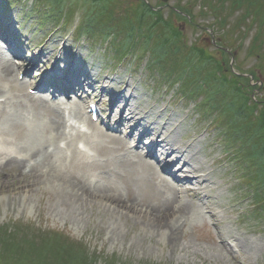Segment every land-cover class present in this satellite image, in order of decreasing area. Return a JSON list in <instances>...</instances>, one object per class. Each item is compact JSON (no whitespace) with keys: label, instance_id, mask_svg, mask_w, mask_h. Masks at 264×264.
I'll list each match as a JSON object with an SVG mask.
<instances>
[{"label":"rangeland","instance_id":"374dc122","mask_svg":"<svg viewBox=\"0 0 264 264\" xmlns=\"http://www.w3.org/2000/svg\"><path fill=\"white\" fill-rule=\"evenodd\" d=\"M108 1L112 4L109 15L114 13L116 19L119 17L123 19L128 12H136V7L144 8L141 2L161 10L162 15H160L164 22H171L173 26L181 29L182 36L179 38V43L183 48L182 51L189 52L188 47L192 45L205 50L221 67V76L227 75L228 78H233L229 81L235 93L252 98L254 101L260 99L258 108L254 111H262L264 55L260 56L258 49L253 45L257 25L253 24L252 16L243 23L239 20L245 13V6L228 14L223 9L209 8L205 0H136L132 5L126 0ZM65 2L63 7H66ZM53 3L56 4L54 1ZM178 6L189 10L194 15L193 19L185 20L183 18L185 13L181 10L177 12ZM77 7L80 10H76L72 22L59 28L61 23L44 14L45 9L37 0L11 2L0 0V25L4 30L10 29L9 37L17 39L18 51L25 57L21 60L24 66L18 68L16 76L26 69L25 64L28 62H34V67L40 68V71H36V68L31 69L29 75L24 72L21 74L25 76L29 86L31 80L34 82L40 80L48 67L54 65V68H59V58L66 60V63L63 62L59 68L63 74L69 70V66L65 64H72L75 69L77 66L82 67L80 70L86 77V82L92 83L91 88L86 83L83 84L84 94L87 97L91 96L93 100L92 96L102 90L103 84H110V88L103 91L105 94L103 101L101 99L100 103L96 99L101 110V121L95 122L92 119L91 121L108 134L116 133L118 136H124L123 132L130 127V123L125 121L119 129L108 128L107 123H114L124 114L127 117V111L129 112L132 106L120 111V107L124 104L121 102L114 105L110 99L117 90L131 89L129 92L135 97L132 96L131 102L137 106L139 125L136 132L129 135L132 139L129 137V142L124 141L132 148L131 150H134L133 147L136 145V150L141 151L145 162L152 160L151 165L159 171L161 179L171 183L175 187L173 192L190 205L194 212L179 222L183 224V231L179 235L178 246H174L165 238L163 228L148 224L143 218L135 219L127 215H124L126 218L122 217L120 212L109 206L112 205L110 202L109 205L106 204L108 207L97 203L78 208L56 197L51 184L19 195L13 191V182L16 180L13 174L4 172L0 173V240L7 237L5 233L8 230V233L11 231L12 237L28 239L29 242L39 245L38 250H42L44 249L42 243L47 238L51 239L54 234H60L68 243L69 249H83L93 264H264V225L252 212L257 208L253 206L254 196H248L250 188L237 171L236 161L228 152V142L222 134V129L211 124V117L218 111H214L215 113H211L210 116L203 114L204 97L208 95L204 93L192 97L184 96L182 91L181 94L177 91L178 83L170 84V81L163 78L160 69L153 67L152 55L148 52H144L145 55L142 56L141 52L133 56L134 49H132L126 59L117 60L111 41L114 40L115 35L106 38L103 44H91L86 40L85 34L75 32V28L84 17L83 14L85 15V11L81 9L85 10V4L79 2L73 8ZM46 10L50 12L48 7ZM221 17H226L222 18L225 19L223 23H219ZM109 18L114 23L113 18ZM154 29L156 28H153L155 33H159H156L157 36L163 32L168 35L165 28L163 32L161 28H157V31ZM118 38L115 42L120 44L122 36ZM259 51L263 52L264 46ZM75 53L77 54L74 57ZM0 56L17 64V60L8 58L4 48H0ZM178 58H181L178 54L167 55L170 61L169 69H174L179 64ZM29 65L31 67V64ZM32 75L37 76L31 78ZM164 81L166 82L163 83ZM232 81L234 82L231 83ZM111 88H114L113 94L109 93L112 92ZM4 89L5 94L8 95L7 85ZM25 91L29 92L28 89ZM223 92V97L222 94L219 97L227 102L234 97L233 92L229 94L228 89ZM14 93L18 92L13 91L11 95ZM80 93L82 94V91ZM126 93L127 91L122 95L124 102ZM85 95L63 96L65 100L59 104H62L65 113L69 114L73 103H81L83 100L81 98H85ZM35 97L43 98L41 101L45 104L49 98L60 100L59 94L43 93ZM237 99L240 100V97ZM12 100L19 104L21 98ZM39 102L34 101L35 107L32 104L24 105L26 118L22 116L19 106H10L7 112L0 115V130H7L14 119L23 121L29 126L30 132L25 136L27 151L29 146L43 148L44 145H48L52 148L55 141L48 132L46 126L48 116L40 111L42 102ZM50 102V107L53 106L52 104L57 106ZM83 104L87 108L88 104ZM205 106L208 107L207 104ZM246 108L250 112L253 106ZM87 116L89 118L90 115ZM138 129L147 130L145 137L142 138V145L137 144L138 141L135 140L139 134ZM162 130H165L167 140L159 136ZM152 136L157 141H162L160 145H156L155 155L148 154L145 146ZM7 137L12 138L11 135ZM79 140L82 139H78L77 142ZM92 140L94 149L90 150L93 156L91 160L96 162L99 168L94 167L93 170L92 166H84L78 169L80 174L88 176V181H93V184H97L95 183L97 181L108 189L117 190L128 204H137L138 207L147 202L158 209H164V205L169 204L165 198L147 191L130 177L128 166L121 164L123 159H135L128 151V146L117 154L102 149L101 152L97 147L105 145L106 140L97 134H93ZM82 142L86 144L84 140ZM57 143L65 146V142L61 139ZM169 143L176 151H181L185 155L176 160L172 166L163 169L161 164L166 158L165 151L171 152ZM69 153L68 148L66 152L60 151L56 156L62 158L64 163L63 156H68ZM22 154L25 153L20 152V155ZM174 157L176 153L170 156L171 159ZM76 161L68 162L73 170L78 168ZM193 167L199 170L193 171ZM184 176H190L191 181L182 183L180 178ZM83 210H85L84 214L80 215ZM67 252L65 254L52 252V256L58 255L59 259L64 261L57 264H65V261L69 264L67 256L72 255ZM17 254L29 255L27 247L25 246ZM43 256L42 260L39 259V263L49 259L48 264H56L49 255ZM28 257L33 262L38 261L34 256ZM16 261L13 264H16Z\"/></svg>","mask_w":264,"mask_h":264},{"label":"trees","instance_id":"16d2710c","mask_svg":"<svg viewBox=\"0 0 264 264\" xmlns=\"http://www.w3.org/2000/svg\"><path fill=\"white\" fill-rule=\"evenodd\" d=\"M37 1L45 9L44 14L59 23L72 22L76 10H80L79 7H73L79 2L84 3L85 10L81 9L83 12L85 11V15L83 14L84 17L75 28V32L81 35L85 34L87 41L92 44H103L106 38L115 35L114 40L111 41L115 49V55L119 60L127 58L132 49H134L133 56L139 55L140 52L142 56L145 55L144 52H148L152 55L151 64L154 65L153 67L162 71L163 78L178 82V90L182 91L184 95L192 97L206 93L208 96L204 97L205 101L203 103L207 104L208 107L206 108L204 104L205 110L202 109L205 111L206 116H210L214 111L219 112V114L217 112L218 115L213 114L210 121L215 123L219 129H222V134L228 142L229 151L236 160L237 171L250 188L248 195L254 196L252 201L254 207H257L255 209L256 216L264 224V106L262 111H254L258 108L260 99L254 101L252 98L237 95L229 81L232 77L228 78L227 75L222 77L220 74L221 67L205 50L192 45L188 47L189 52L182 51L183 48L179 43V38L182 36L181 29L173 26L171 22H164L161 10L154 9L145 2L140 3L144 5V8L136 7V12H128L129 15H125L123 19L120 17L116 19L114 13L109 15L111 13V3L109 4L108 0ZM126 1L132 5L136 0ZM64 2L66 7H63ZM205 3L209 8L223 9L228 14L245 6V13L241 15L239 20L243 23L249 19L248 17L252 16L253 24L257 25L253 45L258 49L260 56L264 55V51H259L264 46V0H205ZM47 7L50 12H47ZM179 10L185 13L183 17L185 20L193 19L194 15L189 10L187 11L178 6L177 12ZM153 14L156 16L152 17ZM109 17L113 18L114 23L111 22ZM222 18L226 17H221L219 23H223L222 21L225 20ZM153 28H156L154 29L156 31L157 28H161L162 32L165 28L168 35L163 32L160 34L161 36H157L159 33L156 32V34ZM119 36H122V40L120 44H117L115 41L119 39ZM135 39H139V43ZM147 46L149 47L148 50ZM168 54H178L181 57L177 59L179 64L174 69H169ZM227 89L229 94L233 92L234 96L228 102L219 97ZM221 97H223V94ZM237 97H240V100ZM247 106H253L251 113L246 108ZM5 236L7 237L0 240V264H13L17 259L19 260L16 261V264H37L39 259L42 260L43 255H49L50 259L56 261V264L57 262L64 263L62 259H59L60 256H52V252L65 254L66 251H68L67 254L72 255L67 256L69 264H93L83 249H69L68 243L60 234H54L51 239L47 238L42 243L44 248L42 250H38L39 245L29 242L28 239L12 237L11 231L8 233L7 230ZM22 242L24 243L22 244ZM25 246L29 255L20 256V254H17ZM42 253L43 255H41ZM28 256H34V258H38V261L33 262ZM48 262L49 259L39 264H48Z\"/></svg>","mask_w":264,"mask_h":264},{"label":"bare ground","instance_id":"6f19581e","mask_svg":"<svg viewBox=\"0 0 264 264\" xmlns=\"http://www.w3.org/2000/svg\"><path fill=\"white\" fill-rule=\"evenodd\" d=\"M2 28L3 26L0 25V33H4ZM76 54L77 53H75L74 57ZM31 65H33V63ZM59 65H62V63L60 62ZM23 66V63L21 65H16L8 59L0 57V98H2L0 99V115L3 112H7L8 107L10 106H19L18 109L22 111V116L26 118L24 105L32 104V106L35 107V100L42 102L41 100L43 98L35 97L25 91L29 87L27 82L19 80L16 76L18 68H22ZM29 68V65L28 67L26 65V70H24V72L27 73ZM70 69L71 71L75 70L72 64ZM67 72L69 71L67 70ZM64 78L70 84L75 80L79 83L85 80H83L84 76H77L73 73L72 75L64 76ZM56 79L59 78L56 77ZM6 85L8 87V95L5 94L4 87ZM10 90L11 93H9ZM111 90L114 91V88H111ZM130 90L131 89L123 90L116 93L113 103L115 105L120 104L121 102L124 104L120 107V111L125 107L129 108L132 106L130 111H127L128 116L125 118L124 114L123 117H118L113 124L109 125L115 129H119L125 121H128L131 126L129 133H132V130L139 125V112H136L137 106L134 105L135 103L131 102L135 97L130 94ZM13 91H17L18 93L11 95ZM126 91L127 93L124 102L122 100V95ZM13 98H21L20 103L18 104L14 102L12 100ZM39 103H37V105ZM50 106L51 104L46 100V104L45 102H42V109L40 107L39 109L42 113L45 112L48 116L46 126L48 127V132L51 137L55 140L52 148L48 145H44L43 148H40L41 146H31L30 148L28 145L29 151H27L25 136L26 133L30 132V128L23 121L14 119L13 122L8 125L7 130H0V135L2 136V138H0V173L10 172L13 174V178L16 179L15 182H13V180L11 181V183L13 182L14 184L13 191L20 195L21 193L30 192L34 189H42L51 184L52 191L56 197L62 198L66 203L77 206L78 208L92 206L97 203L108 207L106 204L109 205L110 202L112 205L110 204L109 206L115 211L120 212L122 217L126 218L124 215H127L132 216L135 219L143 218L148 224L160 226L164 229L165 238L170 240L171 244L174 246H178L179 235L183 231V224H179V222L184 217L186 219L188 215L190 216L193 214L194 211L191 209L190 205L185 203L182 198L178 197L177 193L173 192L175 191V187H173L171 183L165 179H161L159 171L151 165L152 161L145 162L142 153L139 150H131V147L123 140L122 136H118L116 133L108 134L100 129L97 124L92 123L87 116V110L84 105L73 103L71 107L72 111L67 116L63 109H61L59 103L57 107ZM19 115H21V113H19ZM69 119H75V122L70 123ZM77 120H81L78 125H76ZM82 123L86 124V126L89 127L88 129H93L92 132L81 127ZM164 129L166 130V127H164ZM165 130L160 131L161 135H159L163 137V140L168 139ZM146 132V129L142 130L139 140L145 136ZM93 134H97L106 140L105 145L97 147L99 151L102 149L107 152H116L117 154L128 146V151L134 155L135 159H123L121 164L128 166L130 169V177L147 191L156 193L158 197L162 196L165 198L166 202L170 205H164V209H158L151 203L147 202H144L143 205L140 204L141 207H138L137 204L133 203L128 204L117 190L111 188L108 189L107 187L102 186L103 184H98L97 181L95 182L97 184H93V181H88L87 175L80 174L78 169L84 166H92L93 170L94 167L99 168L98 164L91 160L93 156L90 150L94 149L92 140ZM8 135H11L12 138L8 139ZM163 135H165V137ZM175 138L177 139V136ZM60 139L65 142V146L57 143ZM78 139L84 140L87 146L84 148L79 147L78 144L80 142H77ZM157 142L161 141H157L154 136L150 138V142L147 144L148 153H157V148H155ZM169 145L170 151L176 153V157L171 159L170 156L172 153L165 151L166 158L161 164L163 169L172 166L176 160H179L185 155V153L181 151H176L171 143H169ZM68 148L70 149V153L68 156H63V163L61 160L62 158H58L56 155H58L60 151L66 152ZM12 150L14 151L12 152ZM20 152H24L25 154L20 155ZM69 160L71 161L70 163L77 160L76 163L78 168L76 170H73L70 167L71 164H68ZM65 162L67 164H65ZM197 170H199V168L193 167V171ZM185 179L188 180L190 178L187 176L181 179V181ZM84 212L85 210L81 211L80 215L84 214Z\"/></svg>","mask_w":264,"mask_h":264},{"label":"water","instance_id":"95a60500","mask_svg":"<svg viewBox=\"0 0 264 264\" xmlns=\"http://www.w3.org/2000/svg\"><path fill=\"white\" fill-rule=\"evenodd\" d=\"M166 1V0H165Z\"/></svg>","mask_w":264,"mask_h":264}]
</instances>
